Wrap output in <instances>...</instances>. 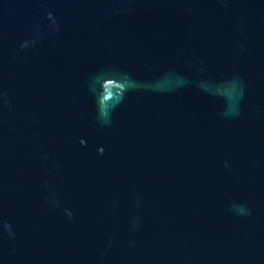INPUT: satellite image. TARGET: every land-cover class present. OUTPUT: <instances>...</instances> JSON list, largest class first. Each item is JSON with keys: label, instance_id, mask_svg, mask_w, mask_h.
I'll use <instances>...</instances> for the list:
<instances>
[{"label": "water", "instance_id": "obj_1", "mask_svg": "<svg viewBox=\"0 0 264 264\" xmlns=\"http://www.w3.org/2000/svg\"><path fill=\"white\" fill-rule=\"evenodd\" d=\"M0 264H264V0H0Z\"/></svg>", "mask_w": 264, "mask_h": 264}]
</instances>
